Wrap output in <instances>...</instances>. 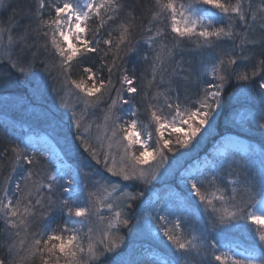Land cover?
I'll return each mask as SVG.
<instances>
[{
    "label": "snow or ice",
    "instance_id": "obj_1",
    "mask_svg": "<svg viewBox=\"0 0 264 264\" xmlns=\"http://www.w3.org/2000/svg\"><path fill=\"white\" fill-rule=\"evenodd\" d=\"M38 68L64 92L75 158L23 141L0 152V264H264V140H225L173 172L167 198L112 180L158 182L233 81L253 105L240 127L264 134V0H0V82ZM145 230L163 258H123L126 235Z\"/></svg>",
    "mask_w": 264,
    "mask_h": 264
},
{
    "label": "rangeland",
    "instance_id": "obj_2",
    "mask_svg": "<svg viewBox=\"0 0 264 264\" xmlns=\"http://www.w3.org/2000/svg\"><path fill=\"white\" fill-rule=\"evenodd\" d=\"M15 3L23 6V4H18L16 0ZM28 3H30V0L27 1V4ZM37 71L39 72V76L35 80H32V82H28L22 77L18 78L17 75H13L8 83L0 82V132L2 130L6 131V140H18L25 135L24 137L27 143L48 146L55 150L63 149L68 152V158H75L74 150L68 151V146L65 141V137L71 138V135L69 134L68 128L70 113L60 107L61 101L59 97L64 96V92L53 77L48 76L39 68ZM37 85L40 86V95L34 93V89ZM9 86L19 91L6 90ZM57 93H59V96ZM241 97L242 90L239 92L237 99ZM65 98L68 100L69 107L75 103L74 98ZM246 109L247 108L235 109L231 114L232 121L230 125H232V128H239L242 130L240 122L244 117ZM53 114H55L56 117L54 121L52 119ZM27 119L30 120L28 121ZM12 127L15 128L13 129ZM72 131L74 132V129ZM211 132H213V127L203 132L202 138L198 137L200 140L199 144L191 151H188L186 155L181 156L179 153H177L175 157L170 155L168 164L171 165V167L168 173L161 177L158 182L153 181L152 185L144 186L139 183L122 182L118 177H112V180L121 184H131V187L126 189V191L129 192H138V188L140 190L143 189L146 194L145 202H147L149 197L155 199L157 195L167 198L169 193L167 191L168 185L166 184V180L177 170L183 171L185 168L190 169L191 166H193L190 170L196 171L197 166L195 163L197 160L193 157L200 151V148H202L208 138L207 136ZM227 139L229 138L225 140ZM6 145L8 144L5 143L2 145V151ZM214 151L213 155L216 154L215 149ZM92 163L95 162L93 161ZM201 165L204 166V164ZM98 167L102 169L103 166L99 165ZM165 167H167V165H165ZM160 171L163 172V168H161ZM105 175L110 176L108 173H105ZM134 187H137V189ZM174 191L178 192L179 189H174ZM139 211L140 209L137 208V213H139ZM57 220H59V217H57ZM133 222L135 223V220ZM99 227H102V225ZM148 243L155 244L153 246H158L160 240L154 234L148 233L146 230L126 235V242L122 250L123 258L132 260L136 257L139 258V256L143 255L141 253L143 252V246H146ZM108 256H111L114 262L121 258V256L116 254H109Z\"/></svg>",
    "mask_w": 264,
    "mask_h": 264
},
{
    "label": "trees",
    "instance_id": "obj_3",
    "mask_svg": "<svg viewBox=\"0 0 264 264\" xmlns=\"http://www.w3.org/2000/svg\"><path fill=\"white\" fill-rule=\"evenodd\" d=\"M18 2V4H27L28 0H16ZM137 3L140 2V0H136ZM151 2V0H143V3L145 4V6L149 5ZM195 59H198L199 57L196 56L194 57ZM132 65L129 64V67H131ZM254 85H248L247 87H253ZM12 87V86H11ZM245 85L243 84V82L237 83L235 81L232 82L231 86H229L225 93H224V97H223V109L219 110L220 114L218 116H216V119L213 122V132H211L207 137L204 145L202 146V148H200V151L194 155L193 158H199L200 156H202L204 153L208 152L209 149L212 147L213 143L218 140L220 138V136L226 132H234V133H238L240 135L246 136L249 139L255 141V142H260L261 140H264V134H262L259 130H252L251 132L247 131L246 129L242 128H232L230 125L231 124V114L234 112V110H238L240 108L245 109V108H251L253 107V105L248 104L245 102L244 97H243V91H245ZM6 90H11V91H19L16 88H6ZM242 90V97L237 99L239 92ZM234 108V109H233ZM28 121L30 119H27ZM147 123V121H145ZM31 123V121H30ZM13 129L15 127H12ZM10 130V129H9ZM5 137H7V133L6 131L2 130L0 132V152H2V145L3 144H9L11 141L6 140ZM68 139L70 140L71 138L68 137ZM13 141L17 142V143H21V140H15L13 139ZM24 143V142H23ZM23 143L21 144V146L23 147ZM243 155V154H241ZM191 161V160H190ZM189 161V162H190ZM137 189V187H134ZM138 191H140V189L138 188ZM237 239L241 242V243H245L247 241V234L246 233H237ZM160 248H162L165 252L167 251V249L164 247V244H162L161 242L158 245ZM138 259H143L145 261L148 262H152L153 260L148 259V258H134V260H138ZM103 260V264H115L114 259L111 256H108L106 258H102Z\"/></svg>",
    "mask_w": 264,
    "mask_h": 264
}]
</instances>
